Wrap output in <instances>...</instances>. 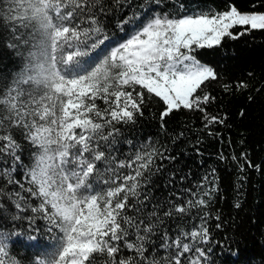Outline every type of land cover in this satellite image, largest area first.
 <instances>
[{"label":"snow or ice","instance_id":"snow-or-ice-1","mask_svg":"<svg viewBox=\"0 0 264 264\" xmlns=\"http://www.w3.org/2000/svg\"><path fill=\"white\" fill-rule=\"evenodd\" d=\"M19 2L0 0V30L9 32L13 47L28 38L30 18ZM34 3L32 11L47 13L43 24L60 48L59 72L41 64L39 71L29 69V78L17 74L0 86V221L10 222L0 223V264H23L12 252L24 235L19 222L35 233L40 220L59 235L32 264H214L210 221L216 230L224 227L221 215L210 211L219 191L216 169L195 190L159 200L149 187L152 177L163 161L177 158L151 138L134 144L124 131L153 102L161 106L162 130L167 118L182 111L199 113L206 130L225 124L226 117L208 111L216 101L209 86L230 92L250 85L221 83L197 54L264 30V0H253L247 11L234 3L223 11H188L183 0ZM113 33L123 38L113 44ZM247 76L254 79L251 72ZM122 137L132 151L125 159L115 155ZM219 158L227 159L222 153ZM231 160L240 173L258 167L246 152ZM174 219L185 226L178 223L173 232L168 222ZM24 246L41 248L35 235Z\"/></svg>","mask_w":264,"mask_h":264},{"label":"trees","instance_id":"trees-1","mask_svg":"<svg viewBox=\"0 0 264 264\" xmlns=\"http://www.w3.org/2000/svg\"><path fill=\"white\" fill-rule=\"evenodd\" d=\"M134 2L138 3L139 0ZM255 2L259 3V0ZM183 3L188 11H223L228 3L247 11L253 0H183ZM17 7L22 15L30 18L25 25L28 38L24 44L18 43L13 47L14 41L9 32L0 30V86L11 83L17 74L29 78V69L37 68L39 71L38 65L41 64H47L53 72H59V62L55 57L59 56L60 48L49 37L42 21V15L47 13H43V9L40 12L32 11L36 7L34 0H20ZM24 9L29 11L24 12ZM122 38V33H113V44ZM197 58L216 69L221 83L247 80L250 85L247 90L233 88L230 92L223 91L219 84L209 86L216 101L208 111L226 117L225 124H216L206 130L199 113L182 111L167 118L166 127L162 130L159 119L161 106L153 102L134 127L126 126L124 137L132 139L134 144L147 142L151 138L177 158L175 162L163 161L162 171L152 177L149 187L159 200L168 198L170 194L182 195L185 188L195 190L202 178L211 169H216L219 191L215 194L210 211L213 217L217 213L221 215L224 227L216 230L215 220L210 221L213 235L211 258L214 264H264V30H253L251 34L236 40L226 39L220 47L200 50ZM249 72L253 73L254 79H248ZM35 75L33 73L32 77ZM40 82L43 83V78ZM253 84L260 88L259 92L251 87ZM249 95L253 97L251 101ZM98 103L103 107L101 101ZM208 131L214 134L208 135ZM116 147L118 151L115 155L119 159L132 154L123 137ZM241 152H246L258 167L246 168L244 173H240L231 156H239ZM221 153L227 159L221 160ZM24 159L26 163L30 160L27 152ZM241 176L244 179H240ZM183 199H187V196ZM237 202L241 204L238 209L234 207ZM185 221L187 226L193 222L188 218ZM195 222L198 223V220ZM0 223L10 222L5 220ZM178 223L185 226L184 222L176 219L169 221L168 226L174 232ZM19 224L24 235L12 252L23 264H32L37 256H43L45 249L51 250L56 245L59 233H50L44 221L37 222L39 231L35 233L27 230L26 221ZM30 235H35L40 241L39 250L24 246Z\"/></svg>","mask_w":264,"mask_h":264}]
</instances>
